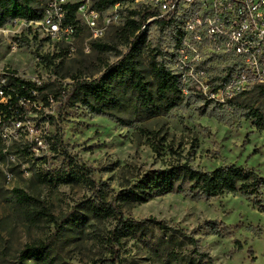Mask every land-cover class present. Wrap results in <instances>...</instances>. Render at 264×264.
Returning a JSON list of instances; mask_svg holds the SVG:
<instances>
[{"label":"rangeland","instance_id":"obj_1","mask_svg":"<svg viewBox=\"0 0 264 264\" xmlns=\"http://www.w3.org/2000/svg\"><path fill=\"white\" fill-rule=\"evenodd\" d=\"M0 31V68L14 71L26 82L48 85L44 94L49 98L45 105L36 96L21 119L2 124L0 264H19L24 246L39 241L52 247L58 264H160L134 239L109 246L113 220H88L55 239L52 223H32L16 213L12 190L18 189L44 202L59 224L79 216L84 202L95 196L79 177L81 172L121 216L134 221L153 218L183 230L215 264H264V186L256 195L236 191L205 199L186 183L137 206L115 203L116 196L143 175L178 164L206 172L234 165L264 178V130L248 116L250 110L258 109L264 118V95L251 87L245 95L227 89L219 98L207 97L231 78L236 60L188 58L185 64L192 73L186 72L180 83L178 106L142 122L117 115L121 121L96 115L79 103H66L74 77L94 80L105 64L116 60L114 51L95 50L93 43L124 52L116 29L97 42H91L84 29L69 42L39 41L37 33L34 37L21 21ZM172 34L170 28L149 27L139 45L144 66L158 48L163 56L157 59L172 67L175 61L164 53L172 48ZM9 40H18L15 52L9 50ZM198 52L205 51L200 47ZM47 117L52 118L50 123L44 121ZM56 134L60 147L52 151L54 140L49 138ZM150 231L154 238L161 235ZM176 253L185 260L193 258L191 247L181 238Z\"/></svg>","mask_w":264,"mask_h":264},{"label":"trees","instance_id":"obj_2","mask_svg":"<svg viewBox=\"0 0 264 264\" xmlns=\"http://www.w3.org/2000/svg\"><path fill=\"white\" fill-rule=\"evenodd\" d=\"M127 1L130 0H98L96 8L103 11L117 2ZM40 14L41 8L37 0H0V28L14 20H37ZM150 15L146 10L129 11L124 24L116 29L121 45L124 46V52L118 51L111 45L92 44L95 50L114 51L116 60L111 64H105L101 75L94 80H78L74 77L75 81L66 93V103L69 102L71 105L79 103L96 115H105L121 121L123 119L117 115L128 116L131 121L137 122L165 115L179 105L181 88L178 78L157 59L158 56H161V59L163 56L159 49L152 50L154 54L150 56L145 66L140 60L139 45L144 43L147 33V30L142 32L140 28ZM41 59L50 60L47 57ZM10 73L12 75L7 80V87L11 90H5L9 99L6 105L0 106V132L2 124L8 122V119L11 117L21 119L24 115V107L20 102L29 101L33 104L38 96L40 101L48 105L49 98L44 94L48 85L38 86L15 77L14 71ZM253 89L264 95V85ZM248 116L258 129L264 130V118L258 109L250 110ZM44 121L50 123L52 118L47 117ZM49 141H53L50 144L52 151L60 147L57 134L50 137ZM79 177L90 190L95 192L94 200L84 202L86 205L83 206L79 216L75 215L59 224L44 202L18 189L12 190L16 213L32 223L42 220L52 223L56 229L55 239L60 238L63 232L72 227L86 224L88 220L98 222L113 220L114 225L107 239L109 246L116 247L121 245L123 240L134 239L160 264H215L207 252L197 247V241L183 230L169 227L153 218L144 221L124 218L117 212L115 206L105 201L100 188L97 189L83 172ZM186 183L190 184L200 197L208 199L236 191H242L248 196L256 195L264 186V178L258 177L251 170L234 165L206 172L187 164H178L143 175L129 188L121 191L116 196L115 203L130 207L137 206L155 196L181 189ZM150 230H158L161 235L154 238ZM179 238L191 247L193 258L185 260L177 255L176 244ZM53 252L49 244L41 241L26 244L19 254V264H28L29 261L34 264H58V257Z\"/></svg>","mask_w":264,"mask_h":264},{"label":"built area","instance_id":"obj_3","mask_svg":"<svg viewBox=\"0 0 264 264\" xmlns=\"http://www.w3.org/2000/svg\"><path fill=\"white\" fill-rule=\"evenodd\" d=\"M37 1L41 8L39 19L10 23H25L39 41L69 42L78 36L79 29H84L88 39L97 42L110 30L120 28L129 11L146 10L151 15L140 31L154 26L170 28L173 32L172 48L164 53L170 61H175L172 67L166 68L178 78L179 84L185 81L186 72L192 73V68L185 64L188 58H222L236 60L237 70L233 77L225 79L223 86L210 91L209 100L219 98L227 89L236 91L232 94H241L251 87L264 85V0H130L117 2L103 11L96 8L98 0ZM18 47V40L8 41L10 51L15 52ZM197 47L204 49L205 58ZM10 71L0 68V106L6 105L9 99L5 90H11L7 87ZM20 104L26 114L29 101ZM16 120L11 117L8 122Z\"/></svg>","mask_w":264,"mask_h":264}]
</instances>
